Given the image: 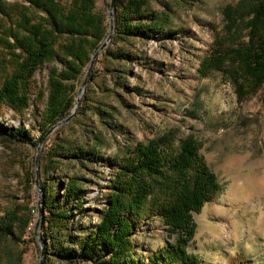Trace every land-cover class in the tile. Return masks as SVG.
Masks as SVG:
<instances>
[{"label": "rangeland", "instance_id": "obj_1", "mask_svg": "<svg viewBox=\"0 0 264 264\" xmlns=\"http://www.w3.org/2000/svg\"><path fill=\"white\" fill-rule=\"evenodd\" d=\"M57 1L67 7L70 0ZM127 1L115 2L113 35L97 56L76 114L54 128L42 144L39 184L49 195L47 202L53 198L62 205V188L70 182L82 189L79 210H71L73 229L68 235L85 238L101 222L110 186L129 151L167 133L175 137L173 149L178 140L192 136L221 190L200 212L192 213L196 228L187 252L200 264H264V92L258 89L239 99L231 71L199 72L205 57L219 47L215 38H221L225 49L247 42L249 6L264 0H145L148 11L164 19L151 39L117 30ZM109 4L110 0H95V11L105 18L106 36ZM0 5V89L6 79L23 73L19 95L27 100L24 107L0 100V129L27 132L25 138L10 142L0 138V218L7 220L10 212L17 217L14 240H0V250L21 254L22 264H38L34 159L51 66L31 75L21 70V51L12 38L8 45L2 39L17 21V8L27 4L0 0ZM227 6L240 16L239 38L232 36L233 40L223 15ZM117 53L123 57L111 56ZM82 80L76 84L75 100ZM53 148L61 155L53 154ZM80 148L94 150L95 158H71ZM174 239L175 235L167 238L159 217L146 215L133 228L135 256L147 263L152 252ZM104 251L102 247L93 261L53 259L51 264H98L99 254L102 260L109 259Z\"/></svg>", "mask_w": 264, "mask_h": 264}, {"label": "trees", "instance_id": "obj_2", "mask_svg": "<svg viewBox=\"0 0 264 264\" xmlns=\"http://www.w3.org/2000/svg\"><path fill=\"white\" fill-rule=\"evenodd\" d=\"M20 1L27 7L20 5L17 8V21L8 27L2 42L8 45L9 38L13 39V46L21 51L20 68L28 75L42 66H51L47 74V100L41 114L39 142L49 127L64 119L72 110L76 84L105 38L107 28L104 16L95 11V0H70L67 7H62L57 0ZM145 4V0H128L121 10L117 30L121 27L122 33L127 36L153 38L154 33L162 29L164 19L148 11ZM249 9L245 25L247 42L225 49L220 43L221 38H215L219 47L211 50L199 68L201 75H208L213 70L231 71L235 76L239 99L250 92L256 93L258 89L264 92V4L253 2ZM27 10L40 16L34 17ZM223 15L230 40L239 38L238 10L227 6ZM111 56L121 58L123 54ZM22 75L17 72L3 82L1 101L19 102V107L27 106L26 97L19 95ZM26 136L27 132L22 128L11 131L0 129V138L8 142ZM174 140V135L167 133L146 145L138 144L129 151L110 186L108 207L101 222L85 238L77 240L68 235L73 229L70 226L71 210H79L83 190L74 182L68 183L62 188L63 203L59 205L53 198L47 202L49 195L42 187L43 264H51L53 259L64 263L93 261L102 247L109 259L102 260L104 256L99 254L98 264H200L194 255L187 252L196 228L192 213L200 212L204 204L220 192L221 186L199 154L198 144L192 136L178 140L175 149L172 147ZM53 150V154L61 155L58 148ZM95 153L94 150L80 148L70 157L91 160L95 158ZM146 215L159 217L167 238L175 235V239L152 252L148 262L144 263L135 256L132 234L133 228ZM16 221L14 212H10L7 220L0 218L1 241L14 240ZM26 224L27 220H24V227ZM0 264H22V256L0 250Z\"/></svg>", "mask_w": 264, "mask_h": 264}, {"label": "water", "instance_id": "obj_3", "mask_svg": "<svg viewBox=\"0 0 264 264\" xmlns=\"http://www.w3.org/2000/svg\"><path fill=\"white\" fill-rule=\"evenodd\" d=\"M115 2L116 0H110V4H109V31L108 34L105 38V40L102 42V44L97 48V50L94 52V54L91 56V59L88 63V66L85 70L84 76H83V80L80 84V88L78 91V95L76 97V100L74 102V106L72 108V112L64 119L56 122L52 128L43 136V138L39 141L38 145H37V151H36V156L34 159V170H35V188L37 189V193H38V200H37V219H36V223L34 226V230H33V236L35 238V240L38 241L39 243V260H38V264H43V259L45 256V243L41 237V235L39 234L40 231V227H41V222H42V216H43V194H42V188L39 184V157H40V151H41V147L42 144L46 138V136L54 129L57 128L67 122H69L72 117L76 114L77 108L79 106V101H80V96L81 93L83 92V89L86 85V83L88 82L91 72H92V68L95 64V61L97 59V56L99 55V53L107 46L108 42L110 41L114 29H115V25H114V10H115Z\"/></svg>", "mask_w": 264, "mask_h": 264}]
</instances>
